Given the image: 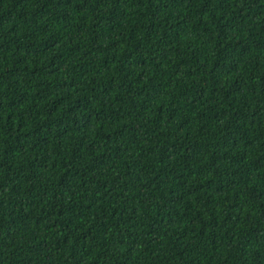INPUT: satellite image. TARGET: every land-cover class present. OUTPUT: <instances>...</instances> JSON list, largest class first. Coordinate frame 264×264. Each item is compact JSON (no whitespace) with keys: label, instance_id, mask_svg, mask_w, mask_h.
I'll list each match as a JSON object with an SVG mask.
<instances>
[{"label":"trees","instance_id":"obj_1","mask_svg":"<svg viewBox=\"0 0 264 264\" xmlns=\"http://www.w3.org/2000/svg\"><path fill=\"white\" fill-rule=\"evenodd\" d=\"M0 264H264V0H0Z\"/></svg>","mask_w":264,"mask_h":264}]
</instances>
